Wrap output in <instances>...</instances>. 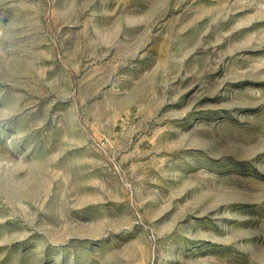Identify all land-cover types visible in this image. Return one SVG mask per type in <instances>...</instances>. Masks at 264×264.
Instances as JSON below:
<instances>
[{"label":"rangeland","instance_id":"rangeland-1","mask_svg":"<svg viewBox=\"0 0 264 264\" xmlns=\"http://www.w3.org/2000/svg\"><path fill=\"white\" fill-rule=\"evenodd\" d=\"M0 264H264V0H0Z\"/></svg>","mask_w":264,"mask_h":264}]
</instances>
